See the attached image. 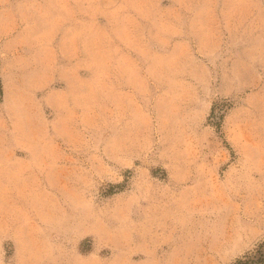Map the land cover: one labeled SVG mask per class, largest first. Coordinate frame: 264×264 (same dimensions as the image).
Masks as SVG:
<instances>
[{
    "label": "rangeland",
    "instance_id": "obj_1",
    "mask_svg": "<svg viewBox=\"0 0 264 264\" xmlns=\"http://www.w3.org/2000/svg\"><path fill=\"white\" fill-rule=\"evenodd\" d=\"M264 264V0H0V264Z\"/></svg>",
    "mask_w": 264,
    "mask_h": 264
},
{
    "label": "trees",
    "instance_id": "obj_2",
    "mask_svg": "<svg viewBox=\"0 0 264 264\" xmlns=\"http://www.w3.org/2000/svg\"><path fill=\"white\" fill-rule=\"evenodd\" d=\"M241 264H249L248 262H240Z\"/></svg>",
    "mask_w": 264,
    "mask_h": 264
}]
</instances>
